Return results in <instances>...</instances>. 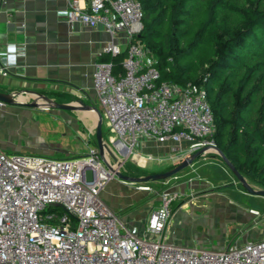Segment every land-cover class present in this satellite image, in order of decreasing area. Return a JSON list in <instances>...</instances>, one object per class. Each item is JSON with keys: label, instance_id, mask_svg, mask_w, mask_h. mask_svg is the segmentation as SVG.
Listing matches in <instances>:
<instances>
[{"label": "built area", "instance_id": "2783aa9c", "mask_svg": "<svg viewBox=\"0 0 264 264\" xmlns=\"http://www.w3.org/2000/svg\"><path fill=\"white\" fill-rule=\"evenodd\" d=\"M142 15L138 0H87L86 7L72 0L65 15L70 25H102L111 36L103 52L114 56L126 50L123 72L115 74L112 62L102 59L92 71L116 168L144 140L169 143L171 155L181 154L178 158L216 146L209 137L214 120L205 88L160 79L156 55L137 37ZM120 31L126 33L124 48L113 40ZM9 49L25 52L24 46ZM7 52H1L6 59ZM0 71L6 73L4 67ZM106 155L98 146L73 157L8 152L0 146V264H264V236L222 248L167 240L163 232L172 202L181 195L176 188L158 191V205L140 232L122 227L100 196L115 175ZM137 187L152 190L149 185ZM249 212L261 214L253 207Z\"/></svg>", "mask_w": 264, "mask_h": 264}, {"label": "crops", "instance_id": "0c3cea01", "mask_svg": "<svg viewBox=\"0 0 264 264\" xmlns=\"http://www.w3.org/2000/svg\"><path fill=\"white\" fill-rule=\"evenodd\" d=\"M69 1L0 0V69L6 70L5 74L0 71V91L12 94L11 102L0 104V146L8 152L73 157L84 154L89 146H98L95 109H61L42 99L45 96L61 103L81 99L101 110L92 71L94 62L107 55L102 48L111 36L102 25H70L65 16ZM76 1L80 7L87 5V0ZM113 40L124 48L126 33L118 32ZM11 45L24 46L25 52L14 54ZM4 50L11 61L1 55ZM102 139L107 145L105 153L115 161L103 133ZM135 152L125 160L141 169L153 167L154 159H147V154L162 156L157 160L158 169L183 159L178 158L181 154L171 155L169 143L152 139L141 142ZM202 164L201 159L194 161L171 180L169 187L181 195L172 202V215L163 232L166 239L207 248L253 240L248 238V230L251 226L256 230L264 214H251L249 208L256 207L245 204L234 191L215 189L216 179L205 175ZM224 172L221 180L234 185L228 171ZM135 183L113 177L100 196L122 227L140 232L149 211L158 205V192L139 189Z\"/></svg>", "mask_w": 264, "mask_h": 264}, {"label": "trees", "instance_id": "16d2710c", "mask_svg": "<svg viewBox=\"0 0 264 264\" xmlns=\"http://www.w3.org/2000/svg\"><path fill=\"white\" fill-rule=\"evenodd\" d=\"M138 1L137 37L156 55L160 79L205 88L209 137L247 181L264 188V0ZM125 55L103 60L117 74Z\"/></svg>", "mask_w": 264, "mask_h": 264}, {"label": "rangeland", "instance_id": "374dc122", "mask_svg": "<svg viewBox=\"0 0 264 264\" xmlns=\"http://www.w3.org/2000/svg\"><path fill=\"white\" fill-rule=\"evenodd\" d=\"M102 133L105 134L106 137L109 134L107 126H106L104 120H102ZM70 156L71 155H64V156L63 155H54V157H70ZM210 158H212V159H210ZM200 159H201L202 163H204V164L201 165V167L203 169L206 168V171H204V172H206L205 175L208 174L209 175L208 177H210V178L214 177L216 179L215 181H217V183L213 184L215 189H225L227 191H232V192L234 191L233 194L236 193L235 195H237L239 197H243L244 200H242V201L245 202V204L254 206L256 208H259L262 211L261 214L262 215L264 214V196L263 195H258V194H250V193L246 192V190H244V187L240 185V183L238 182V180L235 177V175L232 173V171L227 167V165L225 164L223 159L220 157V155L218 154L216 149L208 148L207 150L203 151L200 155H198L193 160V162L196 161V160H200ZM106 160L112 166H114V164H115L114 162L115 161L108 154L106 155ZM207 161H209V162H207ZM157 164H158V161L155 159V160H152V162H151V165L153 167L141 169V168H138L133 163H131L129 160H125L118 167V169H119V171H121V172H123L125 174H129V175H133V176L134 175L139 176V175H146L148 173H151L152 171L161 170V169H158V167L160 165H157ZM183 169L178 171L177 173L173 174L172 176L164 178V179L148 180V181H144V182H136L133 185H137V186L138 185H149V186L152 187L151 192L156 194L161 188L169 187L170 184H171V180L178 173H181L183 171ZM141 170H143L144 173H141L140 172ZM224 171H226V173L228 171V173L230 175L229 179L235 181L234 185L228 184L229 181L221 180L222 179L221 175H223ZM116 176L117 175L115 173L114 177H116ZM250 184L253 185L256 188H260V186L257 185V184H254V183H250ZM235 187L238 190H235ZM240 190H242L244 192V194L243 193H239ZM253 226H255V225H253ZM257 226L258 227H257L256 230L252 226L250 227V229L248 230L249 231L248 238L255 240V238L257 239L258 237L260 238L261 236L264 235V220H263V223H259V224H257ZM243 234L244 233H242L241 235H243Z\"/></svg>", "mask_w": 264, "mask_h": 264}, {"label": "water", "instance_id": "95a60500", "mask_svg": "<svg viewBox=\"0 0 264 264\" xmlns=\"http://www.w3.org/2000/svg\"><path fill=\"white\" fill-rule=\"evenodd\" d=\"M43 96V95H42ZM42 99L44 102L51 106V107H56V108H61V109H75L79 107H85L89 109H95L98 113V121L96 124V140H97V145L99 152L101 154L105 153V148L107 147L105 141L102 139V114L101 111L93 104H87L83 102L81 99L78 100L79 103H61L57 102L53 99H50L48 97L43 96ZM0 101L3 102H11L12 101V94L0 91ZM207 147H202L190 155L185 156L183 159H181L175 166L164 170V171H156V172H151L146 175H139V176H133L129 174H125L121 171H119L118 168L113 167L108 161H106L107 165L113 170L116 175L122 179L131 181V182H144L148 180H157V179H164L167 177L172 176L173 174L177 173L178 171L182 170L186 166L190 165L193 160L200 155L203 151L207 150ZM216 151L220 155V157L223 159L227 167L232 171V173L235 175L237 178L238 182L242 184V186L245 188L246 192L250 194H258V195H263L264 196V188H256L253 185H251L247 179L234 167V165L231 163V161L225 156V154L222 152V150L215 146ZM110 151V150H109ZM111 153V151H110ZM128 157V154H125L122 159L121 163L125 161V159Z\"/></svg>", "mask_w": 264, "mask_h": 264}, {"label": "bare ground", "instance_id": "6f19581e", "mask_svg": "<svg viewBox=\"0 0 264 264\" xmlns=\"http://www.w3.org/2000/svg\"><path fill=\"white\" fill-rule=\"evenodd\" d=\"M142 161V160H141Z\"/></svg>", "mask_w": 264, "mask_h": 264}]
</instances>
